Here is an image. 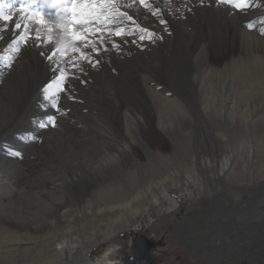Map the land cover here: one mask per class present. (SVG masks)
<instances>
[{
	"label": "rangeland",
	"instance_id": "obj_1",
	"mask_svg": "<svg viewBox=\"0 0 264 264\" xmlns=\"http://www.w3.org/2000/svg\"><path fill=\"white\" fill-rule=\"evenodd\" d=\"M209 1L215 2L214 0H204V6H200L199 0H150L153 7L160 6L162 12L167 11L170 6L173 7H170V9H179L181 17L180 14L175 13L177 10H174L173 14L163 13V15L165 14L164 18L169 22L167 31L157 21H155L157 23H153L150 13L139 6H134L131 14L135 16L140 26L153 28L156 32L160 28L159 33L162 36L164 35L163 39H154L149 43L145 41V45L141 47L138 30L135 35L106 38L105 43L108 44L113 40L121 41V49L119 51L112 50L109 44L108 52L104 53L102 50L101 56L98 57L101 63L96 68H92L81 61L82 66L86 69V74L82 78L87 80V83H81L76 79L71 80L69 90L75 99H70L68 93L61 95L60 112H55L51 108L50 102L43 98L42 89L53 78V72L45 57L41 54L39 56L40 61L35 58L30 59L23 67L21 72L24 76L20 81L11 79L12 83H8V81L2 83L0 77V164L4 167V172L0 173L2 174L0 180L3 179V184L0 186V204L7 207L0 208V217L11 220L12 224L21 223L23 227L28 228L19 233V230H15L7 224L5 225V228L8 229L9 227V230H14V233L10 232V234L15 235L14 239L15 237L18 238L17 242L21 244V249L11 251L9 247L15 245V242H8L7 238L9 236L7 237V233H1L0 264H7L3 259L12 257L15 258V264H27L28 261H31L28 264L34 263L33 260L39 254V247L42 243H46L48 237L45 233L46 230L40 231L42 223L46 218H51V214L54 216L58 205L63 207L60 214L65 213V211L70 214V212L85 208L88 205L87 203L92 201L93 206L97 207V212V210L104 208L103 202H109L116 198L114 193V196L108 193L107 184L109 183L116 184V182H120L122 190L133 189L145 184L147 179L168 177L175 171H177V174H182L189 169L192 164L191 161L196 160L198 163L200 157H206L214 162L230 155L229 147L231 140L234 141V136L231 134L230 138L228 137L229 143H227L228 139H222L221 136L224 135V132L218 125L223 124L216 123L219 121H216L215 113L212 111L213 104H222L228 108L233 88L238 87V96L241 101L244 100L242 103H251L250 106L253 111H258L255 113L256 115H260L264 111V98H261L262 101L258 97L259 95L264 96V83L259 84L251 81L249 84L248 82L245 84L241 76V66H238L241 70L238 69V72H240L237 76L235 69L230 66L232 59H238L239 61L243 60L242 58L252 57H249V54L246 56L245 49L248 44L245 40L242 41V35L236 34L237 36H235V23L239 19L251 15L250 11L262 14L263 10L260 7L259 0H251V10L247 14L234 13L228 7L222 5H215L214 8L217 9V13H215L210 9ZM4 8L9 10V4L5 3ZM187 8H191L192 11H187ZM141 12L145 16L141 17ZM254 22L255 27L253 30L247 29L245 23L242 30L248 31L249 33H247L250 35L256 33L257 40L260 41V45H257L258 48L256 47V49H261L256 55L262 56L264 53V35L262 36L260 33V28L263 26L257 20H254ZM171 25L177 27L176 30L174 29L175 32H173ZM31 26L34 27L35 25ZM130 27L134 28L135 25H130ZM42 34H44L43 31ZM250 38L252 37L250 36ZM133 40L136 41L135 44L132 43ZM49 44L52 45L55 42ZM197 44H199V48H204L199 50ZM205 49L206 51H204ZM198 51L204 54L202 55ZM0 52L6 54V56L8 54L1 47ZM144 53L146 56L143 55ZM226 53L228 57L224 59L223 56ZM151 55L153 58H151ZM207 57L209 58L208 64L205 63ZM11 63L16 66L15 60ZM1 66L0 64V68ZM27 66L29 69H27ZM127 67L129 70H127ZM24 69L26 70L24 71ZM198 70L200 71L198 72ZM22 73L20 74L22 75ZM197 75H199V78ZM143 80H146V83ZM168 82L170 83L168 84ZM202 82H204V85ZM225 82L226 84H224ZM162 83H166L168 87L161 85ZM171 84L179 89L183 88V93H181L184 95L185 101L183 102L177 97L181 100L180 105L183 106L181 109L171 103L172 97L170 95L159 92V87L162 86L161 88H167V91L173 95V92L168 89L169 86L174 87ZM91 85L96 86V92L91 89ZM246 85L247 87H245ZM249 85L250 87H248ZM261 85L263 86L260 87ZM241 86L243 91L240 90ZM152 88L155 89L152 90ZM99 89H102L100 91L105 94L100 93ZM246 92L249 94L247 95ZM245 93L246 97L249 96L248 98H244ZM153 98L154 101H151ZM208 102H212L210 104L212 109L206 111L204 105ZM160 105L161 107L162 105L167 107L169 109L168 113L172 116L184 115L182 117L186 118V122L189 121L190 125H186L188 127L184 128H167L165 130L166 140L169 144H165L162 151L164 157L168 160L153 164L154 159L151 160L146 148L151 147L152 151H157L160 150V144L155 142V144H150L153 139L151 129H148V125H145L149 135L146 138H152L149 143L146 138H142L144 130L142 131L143 126L141 125L139 128L136 127L139 129L138 134L135 131L131 136L126 132L127 127L124 125L122 115L127 111L128 113L134 112L135 117L151 114L157 116L158 121ZM180 112L184 114H180ZM50 115H56L57 126L55 128L48 126L41 129L39 124L41 122L47 124V117ZM223 118L220 121L225 123L227 119ZM127 139H130V142L134 139V150L132 152L122 148L127 143ZM113 157L116 158L115 165L109 167V164L112 166ZM64 176L67 177V183H64ZM103 180H106V182H102ZM55 185H62L63 189H58L59 186L55 187ZM54 187L58 188L55 189ZM104 190L107 192L102 196L103 193H100ZM39 192H42L40 198ZM48 192L52 193L48 194ZM237 193L242 196L238 202L233 201L229 196H221L214 200H203L193 204L185 199V187L182 190L173 189L171 194L179 201L180 205L177 210L167 215L168 217L159 218L157 210L152 208L149 214L138 218L143 223L141 229L119 234L111 241L96 247L83 259L91 258L94 264H108V258H112L118 263L122 262L127 256L131 257L134 253L138 254L139 252L130 244V236L132 234H142L155 240L162 238L163 242L166 243L164 250L167 249L165 253L168 256L167 264H170V260L174 264H181L180 261H187L186 264H264V221L262 223L250 222V217L264 213V186L256 188L253 193H244L243 191ZM55 195H59L57 198L63 197L61 200H57ZM43 203H46L47 207L43 208ZM163 206L167 207L168 203H163ZM151 217L154 223L150 227L145 226V223ZM74 218L73 215L66 216L67 221L74 220ZM56 233L58 232L56 231ZM20 235H23L26 239L19 238ZM210 238L212 241H209ZM187 239H190V242ZM184 242L190 244L193 242L192 249ZM79 251V249L76 250V252ZM156 251L155 253H157ZM66 254L68 256L67 260H71L69 258L71 251L67 250ZM177 255L178 260L174 257ZM169 256H173V258L171 259ZM187 258L188 260H186Z\"/></svg>",
	"mask_w": 264,
	"mask_h": 264
},
{
	"label": "bare ground",
	"instance_id": "obj_2",
	"mask_svg": "<svg viewBox=\"0 0 264 264\" xmlns=\"http://www.w3.org/2000/svg\"><path fill=\"white\" fill-rule=\"evenodd\" d=\"M259 1H260V7L262 8L263 13L262 14H259V12L250 11L251 12V15L245 16V17H243V19H239L235 23V26H234L235 36H237L236 34H241L242 35V41L245 40L246 43L248 44L247 48L245 49L246 50V56H247V54H249V57L252 56V57L247 58V59L242 58L243 60H239V61H238V59H232L231 60L230 66L235 69L234 71H235L236 76L239 75L238 73L240 72V71L238 72V69L241 70L240 68H242V73H241L242 75L241 74L240 75L243 77L242 80L244 79L243 81H244L245 84H247V82L249 84V82H251V81L254 82V83H259V84L264 83V53L262 52L263 53L262 56L259 55V54L256 55L257 52H260L261 51V49L260 50L256 49V47L258 48V46L260 45V41L257 40L256 33H255V35L254 34L253 35H250V34H248L249 33L248 31H247L248 32L247 33L246 31H243L242 30L243 24L246 21H248V20H253V21L254 20L255 21L257 20L258 23H261L260 25H262L264 27V23H262V20H264V0H259ZM19 2H20V0H15V4H9V6H10V9L9 10L14 14V18L15 19H19V14L16 13L17 6H18ZM209 3L211 5L210 6L211 7L210 9H212L215 13H217L216 12L217 9L214 8L215 5H216L215 2L209 1ZM168 6H170V5H168ZM165 7H167V6H165ZM170 7L167 8V11L162 12V13L173 14L175 12L174 10H177V9H170ZM176 7H178V6H176ZM171 8H173V7H171ZM9 10H6V11H9ZM137 11H139V10H137ZM175 13L180 14L179 11L178 12L176 11ZM140 15H141V17L145 16L142 12H141ZM180 17H181V14H180ZM220 17H222V16H220ZM152 20L154 21L153 23H157V22H155V21H157V18L152 17ZM192 21L194 22V20H192ZM201 21H202V19H201ZM176 22H177V20H176ZM21 23L22 24H26L28 22L27 21H21ZM30 27H32V26H30ZM148 27H150V26H148ZM32 28L34 29L35 26L32 27ZM171 28L173 30L174 29L175 30L177 29V27L175 28L173 25H171ZM179 28H180V26H179ZM183 28H184V26H183ZM159 30H160V28H159ZM159 30H158V32H156V31L155 32L158 34L159 33ZM173 30H171V31H173ZM175 30L173 32H175ZM16 34H17V30H14L12 24L5 25L3 22H0V47L3 49V51H5L6 46L8 45V43H10L11 39ZM201 34H202V32H201ZM34 35H35V33L33 31L32 36L34 37ZM159 35H161V34L159 33ZM249 35L252 38H250ZM257 35H259V34H257ZM163 41H165V40H163ZM263 41H264V39H263ZM113 42H115L117 44H122V42L119 41V40L110 41L109 44L111 45ZM125 42H130V41H125ZM39 43L43 44V41H40ZM106 44H108V43H106ZM144 45H145V42H144ZM234 45H235V43H234ZM55 46H56L55 44H52V45H50V44H43V47L42 48L41 47H37L35 45L33 39L32 38H29L27 46H25L23 44L20 45V47L22 48V52L20 54L10 53V52L7 51L8 54L6 56V54H3L2 52H0V55H3L5 57H8L10 55L11 56H17L18 55V58L14 59L16 61V66H13L12 65L11 68L5 66V63L4 62H0V64L2 65L1 68H0V77L2 78V83H7V81L9 83V82H11L10 81L11 79H16L17 81H20L21 78H22V76H24L23 73L21 72V70L23 69V67H25V65L29 62V60L35 58L36 60L40 61L41 59L39 60V58H40L39 56H40L41 51H48L49 49H51V47L53 48ZM129 46H131V45H129ZM197 47L199 48V44H197ZM200 48H204V47H200ZM200 48H199V50H200ZM149 49H150V47H149ZM159 49H161V48H159ZM185 49H188V48H185ZM196 50H198V49H196ZM204 51H206V49ZM204 51H202V52H204ZM198 52L201 53V51H198ZM143 55H145V53ZM154 55H156V54L154 53ZM223 57H224V59L227 58L228 57V54L227 53L224 54ZM124 58H126V57H124ZM151 58H153V56ZM163 58H161V59H163ZM135 59H137V58H135ZM208 59H209L208 57L205 59V61H206L205 63H207V64H208ZM42 61L44 62V60H42ZM147 61H149V60H147ZM152 61H153V59H152ZM205 63H204V66H205ZM201 64H203V63H201ZM134 66H136V65H134ZM228 66H229V64H228ZM238 66L240 68H238ZM27 69H29L28 66H27ZM25 70L26 69H24V71ZM127 70H129L128 67H127ZM219 70H217V71H219ZM123 71H124V69H123ZM199 71L200 70H198V72ZM209 71H211V70H209ZM223 71H224V69H223ZM20 73H22V75ZM120 73H121V71H120ZM145 73H144V75H145ZM213 73H212V75H213ZM153 74H152V76H153ZM155 75H156V73H155ZM197 76L199 78V75H197ZM236 76H235V78H236ZM205 77H203V78H205ZM145 78H147V77H145ZM209 78H207V79H209ZM231 79H232V77H231ZM238 79L241 80V78H239V77H238ZM107 80H111V79H107ZM155 80H156V78H155ZM150 81H151V79H150ZM157 81H159V80H157ZM98 82H99V80H98ZM144 82L146 83V80ZM216 82H218V81H216ZM140 83L142 84V82H140ZM151 83H152V81H151ZM169 83L170 82H168V84ZM202 83L204 85V82H202ZM241 83H243V82H241ZM224 84H226V82ZM227 84H228V82H227ZM96 85H98V84H96ZM154 85H156V84H154ZM161 85H164V86H167L168 87V85H166V83H164V84L162 83ZM172 85L173 84H171V86ZM220 85H221V83H220ZM250 85H252V84L250 83ZM250 85L248 87H250ZM91 86H92L91 89H93L95 91L96 86L95 87H93V85H91ZM173 86L174 87H170L169 86V88H168V89H170V91L173 92L172 93L173 95H171V92H168L167 91V88H165V87L164 88H161L162 86L161 87L158 86L160 88L159 89L160 90L159 92L162 93V94H164V95H170L172 97V102L171 103L174 106H177V107H179L181 109L183 106L180 105V102H181V100L183 102L185 101L184 100L185 98L183 97L184 95L182 94L183 93V91H182L183 88L182 89H179L178 87H175V85H173ZM242 86L240 87V90H242L241 89ZM262 86L263 85H261L260 87H262ZM236 87H237V84H236ZM245 87H247V85ZM98 88H100V87H98ZM154 89L155 88H152V90H154ZM156 89H157V87H156ZM223 89H224V87H223ZM248 89H252V88H248ZM100 90H102V89H99V91ZM141 90H143V89H141ZM198 90H200V89H198ZM213 90H214V88H213ZM238 90H239L238 87L237 88H235V87L233 88V93L231 95L232 97H231V99L229 101L228 108H226L222 104L221 105L213 104L214 105V108L212 109L211 108V105H210L212 102H208L206 105H204L206 111L207 110H210V108L212 109V111H214V113H215L214 115L216 116V121L217 120L219 121V122H216V123H219V124H223L224 125L223 126V125H218L217 124L218 127H221V129H223L224 135L221 136L222 139H226L227 140L228 137L230 138V135L231 134H233V136H234V141L231 140V143H230V147H229L230 148V155L229 156H225L223 159H219V160L217 159L214 162H211V160L208 159V158H206V157H200V158H198L199 159L198 163L196 162V160L191 161L192 164L189 167V169H187L182 174H177V171H175L173 173L170 172L171 175L168 176V177H163L162 176V177H160L158 179L157 178H155V179H147V181H146L145 184H143V185H141L139 187L133 188V189H128L127 188L126 190H122V187L120 186V182H116V184L109 183V184H107V188L109 189V192L108 193L110 195L112 194L113 196L115 194L116 195V198L113 199L112 201H109V202H103V201H100L99 200L100 202H103L104 203V208H101L100 210H97V212H96L97 207L96 206H93V204L91 203L92 202L91 200H89L91 202H88L87 203L88 205L85 208L79 209V211L70 212V214H68L67 211H65V213L60 214V212L63 209V207H62V205H58L57 206V209L55 210L54 216H53V214H51L52 215L51 218H46V216H44V218H46V219L42 223V226H41V230L40 231L42 232V231H45L46 230L45 233H46V236H48V237L46 238V240H47L46 243L45 242L42 243V245L39 247V250H38V253H39L38 256L39 257L37 256L38 258L36 257L33 260V262H34L33 264H94V261L91 258H85V259H83V258L86 257L88 255V253H90L91 251H93L96 247H98L100 245H103V244L111 241L112 239H114L115 237H117L119 234H123V233L129 232V231L141 229L143 227V223H142L141 220H138V218L143 217L145 214H149V212H150V210L152 208H155L157 210V213H158L159 218H161L163 216H167L170 213H172L173 211L177 210L179 208V205L180 204H179V201L176 198H174L173 195L171 194V191L173 189L182 190L183 187H185V199L187 201H190L193 204H195V203L202 202L203 200L204 201L205 200H214V199H216L218 197H221V196H226V197L229 196V198H231L233 201H237L238 202V200H240V198L242 196H240L237 192L243 191L244 193H246V192H250V193L252 192L253 193L256 188H258L260 186L261 187L264 186V111L261 112L260 115H256L255 113H257L258 111L257 112H254L253 111V108H251V106H250L251 103L250 104L249 103H246V102L245 103H242L244 100L243 101L240 100V98L238 96ZM253 90L254 89H252V91ZM149 91L151 93V90L150 89H149ZM88 92H89V90H88ZM100 93H104V92L103 91H100ZM240 93H241V91H240ZM246 93L244 94V98L246 97L245 96ZM155 94H153V95H155ZM248 94L249 93H247V95ZM62 95H64V94H62ZM153 95H152V97H153ZM164 95H163V97H164ZM147 96H148V93H147ZM240 96H241V94H240ZM260 96L261 95H259L258 97H259L260 100H262L261 98L262 97L264 98V96H261V97ZM155 97H156V95H155ZM177 97L180 98L181 100L178 99ZM248 97H246V98H248ZM159 99H160V96H159ZM221 99H222V97H221ZM255 99L258 100L257 98H255ZM255 99L253 100V102L255 101ZM165 100H167V99H165ZM151 101H154V98ZM214 102H216V101H214ZM227 102H228V100H227ZM249 102H251V101H249ZM219 103H221V102H219ZM256 104H257V101H256ZM173 105H171V106H173ZM125 111H123V112H125ZM168 112H169V109H167V107H163V105L161 107V105H160V112L158 114V121H157V116H154V115H151V114H149V115H142L141 117H135L136 114L133 115L134 112L133 113H128V111H127V112L123 113V115H122L123 116L122 120L125 123L124 125H125V127H127L126 128L127 129L126 132H128L129 135H131V136H132V133L135 132V131H136V134H138V132H139L138 131L139 130L138 128H139L140 125L143 126L142 127V131L144 130V132L142 134V138H146V137L149 136L148 133H147V129L145 127L148 125V129L149 128L151 129V131L153 133L152 134V138L153 139L151 138L152 139V142H150L151 139H148V138H146V141H148V143L150 142V144L151 143L153 144L154 142L156 144H160L159 145V149L160 150H157V151H152L150 149L151 147L150 148H146V150H147V152H148L151 160L154 159L153 164L154 163L156 164V163H159V162L162 163V162H165V161L168 160L166 157H164V154H163V151H162L163 148H164L163 146L165 144H169L168 143V140H166L167 137L165 135V130L167 128H171V129L172 128H177V127L184 128V127H188L186 125H190V122L189 121L186 122L187 119L184 118V117H182L184 115H182V116H179V115L178 116H176V115L175 116H172ZM142 113H140V114H142ZM175 113H177V112H175ZM181 113L182 112H180V114ZM184 113H185V111H184ZM184 113H182V114H184ZM259 113H260V111H259ZM117 114H119V113H117ZM116 117H118V116H116ZM186 117H188V116H186ZM223 117H225L227 119V121L225 120L226 121L225 123H222L220 121L221 118H223ZM117 120H118V118H117ZM118 122H119V120H118ZM115 125L119 126L120 125V122H119V125L118 124H115ZM136 127H138V128H136ZM134 134H133V137H134ZM128 138H130V137H128ZM130 141H131L130 139H127V143L124 144L122 146V148L125 149V150L127 149L129 152H132L134 150V147H133V143H134L133 141H134V139H132V142H130ZM227 143H229V139H228V142ZM139 144H140V142H139ZM217 146L219 148V145H217ZM115 162H116V158L113 157L112 158V161H111L112 166L109 164V167H113L115 165ZM97 167H99V166H97ZM3 168L4 167L0 164V173H3L4 172L3 171ZM0 175H2V174H0ZM63 179H64V183H67L68 182L66 176H64ZM2 180H0V186L3 184L2 183ZM71 181H72V179H71ZM102 182H106V180H103ZM44 184H46V183H44ZM56 186H59V185H55V187ZM57 188H55V189H57ZM61 188L63 189V186L62 185H60L58 189H61ZM192 188H194V189H192ZM106 192L107 191L104 190L100 194L103 193L102 194V196H103V195L106 194ZM51 193L52 192H48V194H51ZM41 196H42V192H39V198ZM57 196H59V195H55V199L57 198ZM62 197L63 196L58 197L57 200H61ZM0 201H1V199H0ZM10 202H12V201H10ZM163 203H168V206L167 207L163 206ZM5 207L2 204H0V208L3 209ZM44 207H47V204L46 203H43V208ZM225 210H226V208H225ZM66 214L67 215H73L75 217L74 220L71 219V220H68L67 221L66 220V216H67ZM263 221H264V213L261 214V215H258L257 214L254 217H250V222L251 223H256V222L262 223ZM66 222H68V223H66ZM153 223H154V220L151 217L149 219V221H147L145 223V226L150 227ZM6 224L9 225V227H11V228H13L15 230H19V233H22L24 229H28V228L27 227H23V225L21 223L12 224V221L11 220H9V219L7 220V219H4V218L2 219V217H0V234L1 233H4V234L7 233V237L9 236L7 238V241L10 242V243H14L15 242L14 243L15 245H12L11 247H9V249L11 251L12 250H16L18 248L21 249V247H20L21 244H19V242H17V239L18 238L15 237V239H14V236L15 235L10 234V232L14 233V230L13 229L9 230V227H8V229L5 228L6 227L5 226ZM36 230H38V228H36ZM56 231L58 233H56ZM189 237H190V235H189ZM19 238L26 239L25 237H23V235H20ZM209 241H212L211 238H210ZM192 243L190 244L188 242H184V244L187 245L190 249H192V247H191ZM78 249L80 251L79 252H76V250H78ZM137 249L139 250L140 248L137 247ZM67 250H70L71 251V255L69 257L71 260H67V257H68L67 254H66V251ZM235 253H238V252H235ZM146 255H147L146 252H144L143 250H139V255L138 256H136V255H131V257H128L127 256L124 260H122V262H119V263L116 260H112V258H108L107 260L109 261L108 264H148L149 261H148V258L146 257ZM200 257L202 258V261H203L202 255ZM10 259L9 258L8 259L4 258L3 260L6 261L7 264H15V258L12 257ZM29 262H31V261H28V263ZM22 264H26V263H22Z\"/></svg>",
	"mask_w": 264,
	"mask_h": 264
},
{
	"label": "snow or ice",
	"instance_id": "obj_3",
	"mask_svg": "<svg viewBox=\"0 0 264 264\" xmlns=\"http://www.w3.org/2000/svg\"><path fill=\"white\" fill-rule=\"evenodd\" d=\"M5 3L15 4V0H0V22L5 25L12 24L14 30H17L5 51L20 54L22 52L20 45L27 46L29 38L41 48L43 44L55 42V47L40 53L53 72V78L42 89L43 98L50 102L55 112L61 111L62 94L68 93L70 99H75L69 90L72 79L87 83V80L82 78L86 74V69L81 61L92 68L100 65L101 60L98 57L101 56L102 50L104 53L109 50V45L105 43L106 38L135 35L138 30L141 47L145 41L163 39V36L153 29L140 26L135 16L131 14L134 6L143 8L152 17L157 18V22L165 27V31L169 23L161 9L154 8L150 0H20L16 11L19 19H15L10 10H5ZM199 4L204 6V0H199ZM215 4L228 7L237 14H247L251 10V0H215ZM187 11L191 12L192 9L187 8ZM21 21L28 23L22 24ZM33 24L34 29L30 27ZM130 25L135 27L132 28ZM245 27L253 30L255 22L248 20ZM260 33L264 35V27L260 28ZM40 41H43V44L39 43ZM132 43L135 44L136 41L133 40ZM111 49L119 51L121 45L113 42ZM16 58L18 55L8 57L0 55V62L11 68V62ZM48 126L53 128L57 126L56 115L48 116L47 124L43 122L39 124L41 129Z\"/></svg>",
	"mask_w": 264,
	"mask_h": 264
},
{
	"label": "flooded vegetation",
	"instance_id": "obj_4",
	"mask_svg": "<svg viewBox=\"0 0 264 264\" xmlns=\"http://www.w3.org/2000/svg\"><path fill=\"white\" fill-rule=\"evenodd\" d=\"M139 236L146 242V245L143 247V251L147 253L146 257L148 258V264H167L168 262V256L165 254L167 252V249H165V244L162 240V238H159L157 240L153 239L152 237H146L144 235H135L132 234L130 236L129 242L132 244V246L138 251L137 247L139 245ZM149 240V241H147ZM167 247V246H166ZM134 250V251H136ZM157 250V251H156ZM155 251L157 253H155ZM195 252V251H194ZM134 255L138 256L137 253H134ZM176 260H178V255L174 256ZM169 258H173V256H169ZM185 260V259H184ZM188 260V258L186 259ZM177 262V261H176ZM187 262V261H185ZM184 261H180L181 264H186ZM174 264L172 260H170V264ZM188 264V263H187Z\"/></svg>",
	"mask_w": 264,
	"mask_h": 264
},
{
	"label": "water",
	"instance_id": "obj_5",
	"mask_svg": "<svg viewBox=\"0 0 264 264\" xmlns=\"http://www.w3.org/2000/svg\"><path fill=\"white\" fill-rule=\"evenodd\" d=\"M139 240H140L139 245H138V247L140 248L139 250H143V247L144 245H146V242L140 236H139Z\"/></svg>",
	"mask_w": 264,
	"mask_h": 264
}]
</instances>
